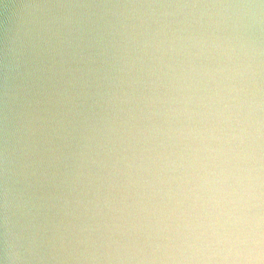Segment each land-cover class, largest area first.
<instances>
[{
	"label": "water",
	"instance_id": "water-1",
	"mask_svg": "<svg viewBox=\"0 0 264 264\" xmlns=\"http://www.w3.org/2000/svg\"><path fill=\"white\" fill-rule=\"evenodd\" d=\"M0 264H264V0H0Z\"/></svg>",
	"mask_w": 264,
	"mask_h": 264
}]
</instances>
